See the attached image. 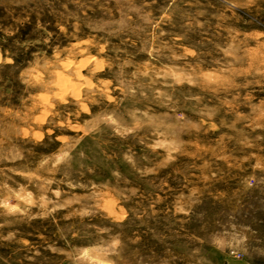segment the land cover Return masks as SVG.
Returning a JSON list of instances; mask_svg holds the SVG:
<instances>
[{
  "label": "rangeland",
  "instance_id": "rangeland-1",
  "mask_svg": "<svg viewBox=\"0 0 264 264\" xmlns=\"http://www.w3.org/2000/svg\"><path fill=\"white\" fill-rule=\"evenodd\" d=\"M0 264H264V0H0Z\"/></svg>",
  "mask_w": 264,
  "mask_h": 264
},
{
  "label": "trees",
  "instance_id": "trees-1",
  "mask_svg": "<svg viewBox=\"0 0 264 264\" xmlns=\"http://www.w3.org/2000/svg\"><path fill=\"white\" fill-rule=\"evenodd\" d=\"M36 21V19H35ZM35 21H34V18L31 19V21H29L28 23H25L20 29H19V35H20V38L22 40H32L33 39V35H32V30L34 28V25H35ZM18 61L16 58H14V64H17Z\"/></svg>",
  "mask_w": 264,
  "mask_h": 264
}]
</instances>
